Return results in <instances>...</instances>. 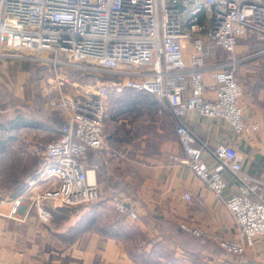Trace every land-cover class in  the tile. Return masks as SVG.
<instances>
[{
    "label": "built area",
    "instance_id": "2783aa9c",
    "mask_svg": "<svg viewBox=\"0 0 264 264\" xmlns=\"http://www.w3.org/2000/svg\"><path fill=\"white\" fill-rule=\"evenodd\" d=\"M246 36L264 40V0H0V61L20 57L49 63L54 69L47 81L57 95L50 96L47 104L60 112L64 123L44 145L45 162L39 173L48 186L42 198L60 207L100 198L96 166H89L85 158L88 150L103 146L108 90L146 92L165 102L175 119L184 156L170 154L171 161L189 167L215 196L226 185L225 172L237 180V190L224 202L236 234L220 239L218 245L241 258L254 237L264 235V195L255 187L264 186V179L242 172L243 156L232 144L207 148L185 120L187 112L195 110L202 117L220 119L238 136L250 138L259 132L263 117L244 113L242 84L232 69L239 59L215 61L217 47L232 54L237 41ZM22 50L52 56H27ZM206 62L214 70L209 81L203 79V72L210 69ZM61 67L114 79L95 75V92L69 93L63 89L76 83L59 72ZM205 149L213 165L205 162ZM183 198L189 201L191 196L184 192ZM126 199L118 194L111 205L137 221L138 211ZM18 204L14 202V211ZM38 214L44 220L51 216L44 207ZM180 228L200 235L186 223Z\"/></svg>",
    "mask_w": 264,
    "mask_h": 264
},
{
    "label": "crops",
    "instance_id": "0c3cea01",
    "mask_svg": "<svg viewBox=\"0 0 264 264\" xmlns=\"http://www.w3.org/2000/svg\"><path fill=\"white\" fill-rule=\"evenodd\" d=\"M222 52L220 47L216 48V62H225ZM209 64L206 62L207 68ZM213 72L211 68L205 70L204 81H209ZM241 102L247 117L264 119L259 110L250 112L242 99ZM170 116L175 134V119L171 113ZM185 121L207 148L219 143L232 144L243 156L242 172L264 179V122L259 132L247 138L234 134L220 119L202 117L195 110L187 112ZM35 134L32 135L45 140L53 138L56 132L47 138ZM24 142L27 152L32 154V141ZM17 144L18 140L14 142ZM170 154L184 156L176 134L159 153L135 155L117 162L127 167L121 177L128 184L123 195L138 211L137 221L124 215L111 217L115 213L101 197L74 207H60L57 202L43 199L48 182L39 172L45 159L15 154L18 163L9 165L10 157L0 155V264H169L170 256L171 264L181 263V259L192 260L189 264H264V235L254 237L241 258L227 254L218 245L220 239H231L236 234L224 203L238 188L234 176L225 172L226 185L215 196L189 167L171 161ZM203 158L213 165L207 149ZM255 187L264 195V186ZM184 192L190 194L189 201L183 198ZM39 207L49 211V219L39 216ZM181 223L197 229L200 235L190 239L179 236L177 229ZM164 243L165 248L171 245L173 254L160 250Z\"/></svg>",
    "mask_w": 264,
    "mask_h": 264
},
{
    "label": "rangeland",
    "instance_id": "374dc122",
    "mask_svg": "<svg viewBox=\"0 0 264 264\" xmlns=\"http://www.w3.org/2000/svg\"><path fill=\"white\" fill-rule=\"evenodd\" d=\"M22 53L27 56L47 58L52 56L46 51L26 52V50H22ZM222 54L225 62L232 58L239 59V62L232 69L242 84L241 99L250 112L259 110L264 115V40L254 36L241 37L232 54L224 52ZM60 58L64 59L63 54L60 55ZM58 70L62 74L67 73L76 83V86H68L67 89H63L69 93L95 92L96 81L93 78L95 75L100 79H114L109 75L101 77L93 73L81 75L68 67H61ZM53 73L54 69L51 64L39 60L32 61L20 57H11L0 61V146H2L0 155L5 154L6 158L10 157L11 163L9 165L18 163L15 154L34 155L44 159V145L51 139L42 140L32 134L37 133L47 138V136L53 135L63 122L60 113L47 104L50 96L57 95L55 90L50 89L51 85L47 81ZM135 92L139 91L127 88H109L106 98L108 116L102 131L103 146L90 152L85 158V162L89 166L96 165L95 179L100 188V197L113 211L112 214L115 213L111 217L123 216L122 213L113 209L111 201L117 195L110 197V193L115 187L121 189L122 194L124 193L125 184L121 177L127 170L126 166L117 164L115 157L117 156L123 161L135 155L142 157L144 154L159 153L171 140L172 134L175 135L171 130V116L169 113H164V106L161 102L152 106L148 104L145 107L136 105L139 106V109L131 107L130 112H121L123 109L119 107L118 100ZM142 93V96L148 95V98L150 97V94ZM142 96L139 97L141 100H143ZM15 116L27 123L38 122L41 124V128L28 126L11 129L8 122ZM164 121L171 124L168 129L164 128ZM16 140H18V144L14 145ZM24 140L32 141L31 144L34 149L32 154L27 152ZM20 144H23L25 149ZM105 149L109 151L108 154L104 153ZM11 169L10 167L9 170ZM117 179L122 181L116 182ZM165 246L166 243L160 245V250H163L166 255L173 254L171 245L168 244L166 248ZM168 261L169 264L172 263L171 256ZM182 262L189 264L192 260L181 259V263L177 264H182ZM203 263V261H197L196 264Z\"/></svg>",
    "mask_w": 264,
    "mask_h": 264
},
{
    "label": "trees",
    "instance_id": "16d2710c",
    "mask_svg": "<svg viewBox=\"0 0 264 264\" xmlns=\"http://www.w3.org/2000/svg\"><path fill=\"white\" fill-rule=\"evenodd\" d=\"M130 90H132V89H130ZM142 94H143L142 92H135L134 94H128L126 96H123V98L119 99L118 100V105H119V107L121 109H123L121 112H126V111L130 112L131 111V107L139 109V106L140 107H145L148 104H149V106L150 105L152 106V105H155L158 102H161L163 104V106H164L163 107L164 113H169V114L171 113L170 112V108L165 104V102L161 101L156 96L150 94L149 95L150 97L148 98V95L142 96ZM141 96L143 97V100H141V98H139ZM142 101H145L146 103L142 102ZM136 105H139V106H136ZM60 116L62 117L61 114H60ZM62 119H63V122H62V124H63L64 123V118L62 117ZM8 123H9V127L11 129H15V128H19V127H28V126L33 127V128H41V124L40 123L35 122V121H31V122L27 123L23 119H20L17 116H15L14 118L10 119ZM62 124L57 128L56 132H58L60 130ZM168 126H171V124H168L167 122L164 121V128L168 129ZM1 147L2 146H0V150H1ZM93 151H95V150L90 149V150L87 151V154H89L90 152H93ZM118 181L121 182L122 180H118L117 179L116 182H118ZM124 184H125V190H126L128 188V184L126 182H124ZM115 188H113V190L111 191L110 197H112L114 195L122 194L121 192H123V191L121 189H117V187H115ZM177 230L179 232V236H186L189 239L193 238V236H194V235L186 232L185 230L181 229L180 227H178Z\"/></svg>",
    "mask_w": 264,
    "mask_h": 264
},
{
    "label": "bare ground",
    "instance_id": "6f19581e",
    "mask_svg": "<svg viewBox=\"0 0 264 264\" xmlns=\"http://www.w3.org/2000/svg\"><path fill=\"white\" fill-rule=\"evenodd\" d=\"M89 177L92 178V175H90Z\"/></svg>",
    "mask_w": 264,
    "mask_h": 264
},
{
    "label": "water",
    "instance_id": "95a60500",
    "mask_svg": "<svg viewBox=\"0 0 264 264\" xmlns=\"http://www.w3.org/2000/svg\"><path fill=\"white\" fill-rule=\"evenodd\" d=\"M182 8V7H181Z\"/></svg>",
    "mask_w": 264,
    "mask_h": 264
}]
</instances>
